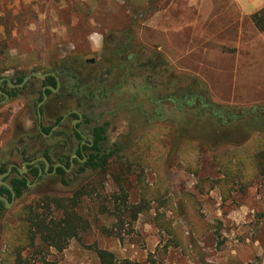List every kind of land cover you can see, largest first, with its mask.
Masks as SVG:
<instances>
[{
  "label": "rangeland",
  "instance_id": "1",
  "mask_svg": "<svg viewBox=\"0 0 264 264\" xmlns=\"http://www.w3.org/2000/svg\"><path fill=\"white\" fill-rule=\"evenodd\" d=\"M160 2L0 0V73L62 69L76 58L117 64L110 68V97L94 100L95 113L111 123L101 144L102 152H114L106 168L45 179L2 211L0 264L9 237L22 240L23 209L40 204L44 211L47 197L81 191L77 211L90 229L62 252L25 250L31 264H101L97 249L133 264H264V178L250 169V153L264 141L263 40L256 35L247 49L231 38L168 34ZM189 77L204 83L217 107L251 110L252 123L220 128L170 103L159 114L150 99L164 101ZM19 137L15 133V152ZM6 141L3 132L0 147ZM239 169L250 172L249 184H235L229 199L217 187L199 193L201 180Z\"/></svg>",
  "mask_w": 264,
  "mask_h": 264
},
{
  "label": "flooded vegetation",
  "instance_id": "2",
  "mask_svg": "<svg viewBox=\"0 0 264 264\" xmlns=\"http://www.w3.org/2000/svg\"><path fill=\"white\" fill-rule=\"evenodd\" d=\"M122 51L123 47L118 54ZM66 64L62 69L26 72L19 68L0 73V134H7L6 144L0 147V187L11 193V199L5 191L0 196L13 205L17 199L14 180L26 181L29 189L45 179L83 172L109 137L110 119L95 113L94 100L110 97V68L116 62L110 66L94 58H76ZM27 77L31 78L23 84ZM133 107L141 110L137 104ZM15 133L21 135L17 152ZM59 169L65 172L61 174ZM3 182L12 187L14 198ZM0 202L2 213L8 208Z\"/></svg>",
  "mask_w": 264,
  "mask_h": 264
},
{
  "label": "trees",
  "instance_id": "3",
  "mask_svg": "<svg viewBox=\"0 0 264 264\" xmlns=\"http://www.w3.org/2000/svg\"><path fill=\"white\" fill-rule=\"evenodd\" d=\"M251 19L257 30L260 33H264V8L258 13L253 14ZM165 65L166 63L161 59L158 67L162 70ZM150 101L158 108L159 114L162 113L164 103H170L173 105L174 109L180 112H183L184 109L190 110L193 114V120L200 122L206 116L209 119L215 120L220 128L229 127L233 123L237 125L240 123H252L253 121L251 110L238 111L229 107L219 108L214 105L210 101L207 87L196 77L186 78L180 87L175 85V87L171 88L169 95L164 101L162 99L153 98L150 99ZM255 110L257 109L255 108ZM113 154L114 152L103 153L98 150L92 157L91 164L86 165L82 170L84 171L86 168L92 170L106 168L107 161ZM250 154L252 162V167H250V169L254 172V178L259 176L264 178V141H260L255 151ZM59 172L63 174L65 171L59 169ZM249 173L250 172L247 173L245 169H239L233 176L225 172V177L223 178L217 180H201L198 185V191L201 194H208L217 187L222 192H225L223 200H227L235 190V184H249L246 182ZM12 185L17 199L21 198L24 192L28 190V186L24 180L16 179ZM120 188L121 190L123 189L121 185ZM2 191L9 194L10 200L11 193L7 189L0 187V193H2ZM85 194L86 193L81 191L67 198L47 197L48 200L44 199L46 200V205L43 207L44 211H40V204H37L35 207L29 206L23 209L20 213L22 240L19 235H17L18 238H16L15 235L12 236L13 234H10L8 251L6 252L8 254L4 255L2 264H31L30 260L23 256L25 250H28V252L30 251V253L31 251L41 252V250L44 249H55L58 252H62L67 248L70 240L80 238L82 233L90 229L89 221L77 211L78 202ZM123 197L124 199H121L126 201L127 196L124 195ZM0 204H2V202H0ZM95 252L101 264H133L128 260L121 262L117 260L114 254L105 250L97 249Z\"/></svg>",
  "mask_w": 264,
  "mask_h": 264
},
{
  "label": "crops",
  "instance_id": "4",
  "mask_svg": "<svg viewBox=\"0 0 264 264\" xmlns=\"http://www.w3.org/2000/svg\"><path fill=\"white\" fill-rule=\"evenodd\" d=\"M159 5L166 6L168 34L185 31L191 37L231 38L232 45L247 49L257 35L264 46V33L251 19L264 8V0H161ZM162 12H157L152 22L157 23ZM158 24L155 28L160 30Z\"/></svg>",
  "mask_w": 264,
  "mask_h": 264
},
{
  "label": "water",
  "instance_id": "5",
  "mask_svg": "<svg viewBox=\"0 0 264 264\" xmlns=\"http://www.w3.org/2000/svg\"><path fill=\"white\" fill-rule=\"evenodd\" d=\"M35 77H37V78H43L44 76L43 75H40V74H33ZM31 77H27L25 80H24V83L23 84H25L29 79H30ZM47 99V97L45 96V100ZM46 164H47V170H48V167H49V163L48 162H46ZM63 168L65 169V170H68V169H66L64 166H63ZM2 178V177H1ZM1 184H3V185H5L11 192H12V195H13V198L15 197V193H14V191H13V189H12V187L10 186V185H8V184H6V183H1ZM0 200H2L4 203H5V205H6V207L9 209V208H11V206L13 205V203L12 202H10L8 199H6V198H4V197H2V196H0Z\"/></svg>",
  "mask_w": 264,
  "mask_h": 264
}]
</instances>
